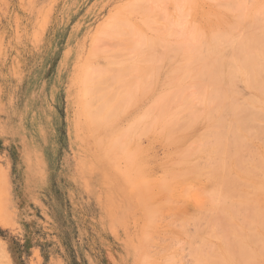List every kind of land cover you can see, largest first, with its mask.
<instances>
[{
  "label": "rangeland",
  "instance_id": "obj_1",
  "mask_svg": "<svg viewBox=\"0 0 264 264\" xmlns=\"http://www.w3.org/2000/svg\"><path fill=\"white\" fill-rule=\"evenodd\" d=\"M212 33L215 35L213 34L212 36ZM205 42L208 43L206 44ZM215 45L218 46V48H216ZM230 45L232 47H230ZM247 45H249V48ZM209 46H212L211 49ZM250 46L255 48L252 49ZM237 47L241 48L238 52L236 51L238 56L234 54V50H238ZM217 52L219 56L215 55ZM252 52L254 54H252L254 56L253 58L251 55ZM232 53L233 56L235 55L232 57L234 58L233 60L230 56V58L228 57V55H232ZM239 55L240 58L244 60H246L245 56L251 58L248 59L249 62L246 60L247 62L244 61V63H242L243 60H240ZM256 55L259 57V60L255 59L254 62ZM212 56H214V59ZM219 57H223L224 59L222 58V60H220ZM235 57L236 60L238 59L237 63L239 64L240 62L241 64H245L246 62L252 65H258L262 60L264 61V0H0V264H147L148 260L151 259L152 260L149 261L148 264H166L167 262H169V264H196L197 262V264H210L211 262L212 264H218L219 260L218 263L216 262L218 256L220 259L222 256L220 264L221 262H223L222 264H244L241 259L242 263H236L237 260L234 254H236L238 250H234V254L232 252L234 256L229 255L228 257V259H231L230 261L235 259V262H229L226 258L229 254L228 250H225L227 249L226 246H231L229 247V249H231L239 245L241 249L242 246L240 244L245 245L248 251H250L251 247L253 248H251V251L253 253L254 250V255L251 257L252 261L250 264H264V221H260L262 217L264 218V178L263 180L261 178L264 169L261 170V167L257 168L258 165H253L251 160L253 161L254 159L249 160L251 163H247V165L250 168L253 166V169L257 168L260 175H253L252 173L254 171L249 170L250 168L248 166L245 167V160L252 157L251 154L249 155L247 153L248 155H246L248 150L249 153H251L252 150L253 153L258 151L259 153L254 154H258L257 156L261 155L260 157H262V159L260 160H264V131H262L264 128V126H262L264 123L263 115L257 114L263 117L262 121H260L261 117H257L256 113H254L255 115L252 121L255 122L257 120L255 123L258 128L255 132L260 131L259 129L262 128L257 134L259 135L262 132L263 138L261 134L258 136L255 133H252V137L251 126L249 127V125L251 123V125L253 124V127H255V124L248 122L249 129L245 130L241 122H239L241 123L240 125L233 124V126H231V124L228 123V117L229 115L231 117L232 114L226 109L225 114L227 120H225V123L227 124L225 126L226 131L224 128L223 132H227L228 134L226 133V138L224 141L222 140L225 144L223 145L226 151L222 146L220 147L222 151L219 149L221 154L215 153V151L217 152L216 147V150H213V153H211L212 149L210 148L213 147L214 144H217V140L215 141V139H218V137H211L213 135H208L207 137L210 138L207 139L209 140L207 141V139H205V141L202 142L206 146L211 138H214V140H212L213 142L215 141V143L209 142V146L207 145L206 148L202 146V143L199 145L190 143L192 152L188 158V168L185 170H190L191 172L188 173L185 171L188 173H186V176L180 173V175H182L181 178L178 177L177 180L174 179V182H171L173 175H171L172 178L167 176L172 183L171 196L169 195L168 200L165 192L160 193L155 185L152 187L150 179L145 175L143 176L138 170H136L137 172H129V167H127L130 164L128 160H130L129 158L133 155L132 152H136L135 150L137 148L141 149H137L139 151L133 156L135 159L139 157L136 159L137 163H139L140 160L143 162L147 161L150 157L159 160L157 157L158 154V156L162 158L160 160L166 158L167 162L170 163L169 158L167 159L171 154L170 148L175 149L178 147V145L174 143V147L172 145L169 148L168 142H166V139L164 140L168 131H164V133L162 131L163 135L160 134V131L157 132L159 129L156 126L158 125L156 123V118L157 108L159 107L157 106V95L161 92H165L164 94H166L165 96L167 98L164 101V106L168 113H172L171 110L173 109L174 111L180 110L177 109V107L182 105L183 97H185L184 100H186L188 97L192 96L193 99H195L192 104L196 103L195 106L199 105L200 102L198 100L200 95V99L202 98V89L196 82L199 83L200 80L197 81L193 79L195 75H193V78L190 76L192 75V71L189 72L190 66L192 64V66H194V64L198 65L199 62L201 63V61L204 60V64L208 62L210 65L212 62L211 65H213V62L219 59L223 64H217V66H222L224 69L223 66L227 63H233L232 61L236 63ZM194 59L197 60L194 61ZM229 59L232 61L230 62ZM191 61L193 63H191ZM144 63L149 64V66L147 64L144 65ZM152 63L154 68H152ZM208 63L206 65H208ZM139 65L142 67H139ZM144 66H147V68ZM176 68L177 70L179 69V72L181 71L183 73L185 71V75L182 73L180 74L181 77L178 75L180 79L182 78V80H184V83L181 80L182 84L181 82L177 84L176 80L175 83L168 80L179 74ZM233 69L236 71V67H233ZM158 70H160L159 73H157ZM138 71H142L140 75ZM207 72L208 71H206V73ZM156 73L159 76L156 75ZM141 75L142 79L140 77ZM144 76H146V78H144ZM189 77L196 82L191 84L190 82L192 80L189 82ZM241 77L242 75L239 74L238 78L240 79H237L239 82L237 81L235 86L237 85L239 87V85H241V88L244 86L242 90L238 87H236V89H238L239 92H237V95L242 92V95H238V99L240 100L241 97H245L246 100L241 99V102L243 103L244 101L245 103L252 95L251 91L247 89L244 83L242 82L241 84ZM122 78H124V80H122ZM148 78L151 80L149 81ZM177 78H173L172 81ZM131 82L135 83L132 84ZM111 83H113L112 86ZM186 83H190V85L187 86L185 85ZM143 84H145L146 87ZM208 84L209 83H206L205 85L208 86ZM96 85L98 86L96 87ZM91 86H95L94 92L97 88L98 93L96 91V94H92L94 92L91 91ZM123 86L127 87L125 88ZM177 86L179 87L177 88ZM186 87L188 88L187 91L191 92L192 89L196 91L188 93L185 91ZM129 88L130 90H127ZM146 88H149V91ZM179 88L185 91V95L182 93L181 95L183 96L181 98L179 96L180 94L176 95L175 93L176 90H180ZM130 91L133 95H131ZM173 91L175 95L172 94ZM180 91L178 93H180ZM125 92H127L126 95L129 96V98L126 95V97H124ZM144 93H147V95H143ZM197 93H200V95ZM114 94L115 96H113ZM171 94L174 95L175 98L179 96L178 100H180H176ZM196 94L197 96L199 95L198 98ZM119 97L121 98L119 99ZM123 97L126 101H124ZM170 98L173 100L171 101ZM114 99L115 102L112 101ZM127 99L129 100L127 101ZM93 100L96 102L94 103ZM176 101L178 103L180 102V104L178 105ZM120 102H124L123 105H121ZM126 102L127 105H125ZM155 103L156 105L154 106ZM184 103L182 105L183 108L184 106L190 109L193 107L191 103H188L191 104L189 106L187 103ZM100 107L103 108V111L102 108L99 110ZM122 107H127L129 110L127 111V108L123 109ZM95 108L99 110L97 111L99 114L97 112L96 114L100 115L97 116V119H95ZM187 108L183 110H187ZM121 109H123V111L125 110V113L121 111ZM141 111L146 112V114H144V119L142 118L143 120L138 122L141 124L139 128L142 126L144 130L146 124L155 125L157 129L155 130V134L153 133L154 137L151 136L152 133L149 130H146V132L148 131L147 134L145 131L143 134H140V132H133L134 134L131 133L130 136H126L127 139L129 137L132 140L131 143V140L128 139V143V140H124L123 138V142L126 141L125 143H127L128 147L125 146V143L120 141L125 145L122 146L120 144L123 148H119V150L117 148L119 154L114 155L113 153L112 155V151L114 150L111 148L113 146L110 147V145H112V139H115V141L118 139V142L122 138L120 135L123 133V130L125 131L126 129L128 130L129 128L136 127L134 123L136 124L138 120L137 117L142 113ZM112 112L114 114H112ZM108 113L111 115L109 114L110 116H108ZM129 113L135 114L131 116L132 114ZM212 113L215 115V112H211L209 113L210 116ZM89 114H92L95 118H92ZM148 117H150V119ZM259 121L262 124H260ZM258 125L262 127L260 128ZM208 126L207 124L200 128L201 130L205 127L204 130L206 131H204V136L207 133L206 128ZM231 127H233L232 130ZM245 127H247V124ZM212 129L211 132L215 131L214 128ZM232 131H235V134H231L232 137H236V134L239 133V135L244 138L243 141L245 143L247 142L245 144L246 148L241 147L244 142L239 136L240 139L232 143L237 146L234 145L233 147L231 145L232 148L230 147L231 150L229 149L230 145H228L229 143L227 144V141L230 140L228 135ZM248 131H250V133ZM156 132L158 135L160 134L158 138L162 137V139L159 138L158 140L160 142L156 140L158 139ZM200 132V134H203L202 130ZM145 134L146 137L149 134L147 138ZM115 136L117 138H115ZM144 137L146 139L142 140ZM133 138H138L140 140L137 139L134 141ZM152 138L156 139L153 140ZM227 138L229 139L227 140ZM155 140L158 144H155ZM220 141H218L219 144ZM240 141L242 144L239 143ZM120 142L117 144L119 145ZM163 142H165L166 147L162 144ZM223 142H221V144ZM149 143L151 145L148 149ZM117 144L115 145L117 146ZM145 144L148 145V147ZM98 145L101 147L99 148ZM115 145L114 148L116 149ZM185 145L188 144L185 143ZM194 145H197V147L193 148ZM198 146L199 148L202 147L204 151L206 149L207 154L210 155L208 156L206 152L204 153L203 151L205 155L203 153L201 156L200 153L198 155V151H201ZM226 147L229 151H234L236 155L239 153L237 155L238 157L246 155L245 157L248 158L242 157L244 159L239 158L237 161V159H235L237 158L236 155L233 156L231 153V156L235 157L234 161L233 157H229V154H227L228 149ZM167 148H169V151L165 150ZM237 148L240 149L241 155L239 150L237 152ZM242 148L248 150L244 152ZM251 148L254 149L251 150ZM146 149L147 153L145 152ZM174 149L171 152L175 154V156L173 155L175 160L178 155V148L175 149L176 153ZM193 149H197L194 151L195 153ZM209 149L211 152H209ZM162 151H166L164 152L165 155ZM242 152L244 153L242 154ZM150 153L152 155L148 156ZM107 154L108 156H106ZM254 154L253 156H255ZM195 155L198 156L195 157ZM211 155L214 156V158ZM218 155H221L220 159H217ZM107 157H109V159ZM179 157L177 156L176 159V161L181 163L178 172L181 171L184 162V158L182 159V157ZM153 158L147 161L150 164L148 165V175L151 174L149 178L151 177L155 182H162L167 177L161 180L163 176H166V174L163 176L161 174L167 172H163L160 170L161 168L158 170V166H160V162L162 164L164 162L167 164V162L165 160L164 162L159 161V163H157L158 161H154L155 159ZM210 158L213 159L211 160ZM228 158L231 159L229 164L226 163L228 168L224 165V171L221 170V173L224 172V175H217L220 169L216 171L218 167V165L215 166L216 163L218 161V163H220L221 161L222 164H225V160L229 161ZM209 160L213 165L208 162ZM206 161L207 163H205ZM212 161L216 163L214 164ZM249 161L247 160L246 162ZM238 162H240V165H243L240 171L238 170L239 168H236ZM254 163H256V161ZM222 164L219 168H222ZM229 165L232 169L229 168ZM232 165L236 169H233ZM259 165H261V163H259ZM164 167L165 169H163ZM167 167L163 166L162 169L166 170ZM185 167L186 166L183 165V168ZM201 168L204 169L202 170ZM246 168L249 170L248 172ZM205 169H209L210 171H205ZM211 169L212 171L214 169L215 173L214 171L212 173ZM228 169L231 170L232 175L234 174L237 176H234L235 180L239 179L242 184L243 182H245V184L248 183V185H240V181H238L239 183L237 182L240 192H246L244 193L246 196L244 195L245 198L242 197L244 199H235L234 196L233 198L236 201H233V198H231L232 200H230V202L233 201L234 204L235 202L246 203V205H249V208H254V212L252 210L254 215H252L254 217L258 215L259 221H257L258 219L254 220L252 218L253 216L251 218L254 221H252V219L250 220L247 216L245 220L249 221H246L249 227L245 226V223L242 221L239 224L237 216L236 219L233 216L235 219L234 221L230 219V216H232L231 211L228 210L230 212L229 215L228 211L226 213L225 210L231 205L228 204L229 201L225 203L224 200L222 203H224L225 206L228 204V207L224 206L225 208L221 209V207H219L221 206L219 199H214L215 195L218 197L217 193L221 195V191H223L224 188V191H226L228 195L227 198H230V191L228 192L227 189L232 190L237 185L233 181L234 186L232 185L233 187H231L230 184L233 183H230L231 181L229 180L228 185L230 188L227 187V183L225 185L222 178H225L227 174L230 175V173H227ZM243 169L246 171H244L245 175L243 172L242 174L240 173ZM192 170L198 175H193L194 171L192 172ZM202 171H205V174H203L204 172L202 173L205 175L203 178L199 176ZM206 172L208 175H206ZM246 173H251L253 175L251 176L249 174L251 180L248 179L249 177L246 176ZM175 174L177 175V173ZM175 174L174 176L177 177L178 175L176 176ZM206 176L210 177L209 180ZM212 176L213 178H211ZM219 177L221 178L220 180H218ZM146 181L147 183H145ZM148 181L150 182L149 184ZM143 183L145 184L143 185ZM223 184L226 187H224ZM141 185L149 188L146 189L147 193H152L150 196L148 194L145 196L148 200L142 196L144 201L147 200L144 205V201L141 202V200H139L140 203H138V199L141 198V195H146L144 194L145 191L141 194L138 192L140 197H135L137 196L136 190L138 191L136 188ZM190 185H192V188ZM186 186H188L189 190ZM219 186L222 187V190L217 188ZM214 188L215 190H212ZM238 188L237 191L239 190ZM186 189L189 196L185 191ZM191 189L194 190L192 191ZM205 190L206 192L212 191V194L209 192L205 195ZM213 191L215 193H213ZM253 191H255V193ZM183 192L186 194L185 196L181 195ZM226 192H224L225 195ZM240 192L238 191V193ZM248 193L251 195L249 194L250 196L247 197ZM209 194L213 197H209ZM239 196L238 194L237 197ZM220 198L222 201L221 196ZM224 198L226 199V197ZM160 199V203L165 201L164 203L162 202L163 205L159 204V206H155ZM211 199L212 201L215 200V202L213 201L214 204H212L213 202ZM250 201L253 202L250 203ZM217 202H219V205ZM172 203L174 207L169 206ZM210 203L213 206L218 205L217 208L219 209H214L215 207L213 208ZM237 203L232 206H238ZM250 204L252 205L250 206ZM146 205H150V208L155 206L156 208H153L155 209V213L161 209L160 212H163L161 213L162 215L159 213L154 214L153 210L148 209L147 212H150V210L152 211L150 215H155L150 218L146 212ZM201 208H205V210ZM156 209L158 210L156 211ZM209 209L211 210L209 211ZM212 209H214L215 212L217 210L224 212L225 210L226 216L225 213L221 211L218 213H223L224 218L227 217L228 219L229 217V220H231L229 224L234 223V225L230 224L229 226L233 227L237 225V227H235V229L226 227L227 225L220 227L216 224H220L223 221L221 220L222 222H220L218 220L219 222L216 221V223H213V225H215L214 227L217 226L216 229H214V227L211 229L212 225L209 227L210 224L208 226L207 223L212 221H210L212 218V216L210 217ZM238 209H236L237 212H239ZM233 210L236 212L235 208ZM245 210H248V208ZM170 211L173 213L171 212L170 214ZM145 212L146 214L144 215ZM178 212L181 215L187 214V217L183 218V221L181 219L179 220L178 217L181 218V216L174 217L175 215H179ZM243 212L246 214L245 211ZM241 214L239 215L241 216ZM250 214L251 212L249 213V217ZM239 215L238 219L243 220L244 218H239ZM260 216L262 217L260 218ZM172 217H174V219ZM192 217H194V219ZM222 217L223 216H221L220 219ZM206 219L207 221L203 222V220ZM159 220L160 222H158ZM198 220L200 221L199 224ZM167 221L169 222L167 223ZM225 221L223 224H226ZM241 223H243L244 226H242ZM224 226L227 231L230 228L238 232H240V230H237V228L239 229V227L242 226V232L249 231L252 235L245 232L247 235L249 234V237H247L241 232L239 237L238 234L234 233L236 231H234V235L236 234L235 237L238 236L241 240H243L242 236L246 237L243 240L244 242L237 243L239 239H230V237L234 236L232 232L231 235L228 236L225 234L227 238L229 237V240L223 241L221 238H226L220 236L221 233L218 229L223 228L224 231L222 232H225L226 229ZM149 228H151V230ZM179 228L180 230H178ZM181 229H183V231ZM207 229L208 232H206ZM196 230L197 232L200 231L198 233L199 235L195 234ZM214 230H218V235L219 233L220 235L218 236L216 234L217 232H214ZM252 231H255L256 234ZM166 232L171 235L166 234ZM210 233L215 234H213L215 240L209 238L212 236ZM257 234L258 237L261 238H258V243L256 241L257 236H255ZM199 236L200 238H198ZM216 236L221 237L218 238L220 239L219 241ZM250 236L256 237L255 240H253L252 237L253 246H251L252 242H248L251 240L248 239ZM168 237L171 239H167ZM172 238L175 241H173ZM202 238L204 240H202ZM145 239L146 241L149 239V243L148 241L144 242ZM161 239H163L164 242H161ZM246 239H248V241ZM216 240L217 242L223 241V243L221 242L222 245H224L225 242L229 243V245L222 246L220 243H216ZM207 243L211 249H213V246H218L217 251L221 255H217L218 253H216V251L214 255L212 253L210 254ZM231 243H233V245ZM202 244H204L203 246L206 251L204 248L201 249L200 246H202ZM165 246H167V249ZM175 246L176 251L172 249V247L175 248ZM159 247L162 248V250ZM213 251L211 250V252ZM210 255H212V257ZM214 258L215 262L212 261ZM236 258H238L237 255ZM247 258L244 259L247 261ZM248 260L250 261V258H248ZM205 261L206 263H204ZM245 264L248 263L245 262Z\"/></svg>",
  "mask_w": 264,
  "mask_h": 264
},
{
  "label": "bare ground",
  "instance_id": "obj_2",
  "mask_svg": "<svg viewBox=\"0 0 264 264\" xmlns=\"http://www.w3.org/2000/svg\"><path fill=\"white\" fill-rule=\"evenodd\" d=\"M218 32H219V31H218ZM210 33H211V31H210ZM219 33H220V32H219ZM213 34H214V33H212V36H213ZM214 35H215V34H214ZM202 38H204V37H202ZM205 40H206V39H205ZM205 43H206V42H205ZM207 43H208V42H207ZM207 43H206V44H207ZM209 43H210V42H209ZM209 45H210V44H209ZM212 45H213V44H212ZM207 46H208V45H207ZM215 46H216V45H215ZM218 46H219V44H218ZM218 46H216V48H218ZM248 46H249V45H247V47H248ZM211 47H212V46H209L210 49H211ZM230 47H232V46L230 45ZM234 47H235V46H234ZM239 47H240V46H239ZM239 47H237L238 50H234V51H235V52H234L235 55H237L236 53L239 51V49H241V48H239ZM250 47H251V46H250ZM213 48H214V46H213ZM221 48H222V47H221ZM242 48H243V47H242ZM248 48H249V47H248ZM251 48H252V47H251ZM253 48H255V47H253ZM253 48H252V49H253ZM226 49H227V48H226ZM246 50H248V49H246ZM249 50H250V49H249ZM211 51H212V50H211ZM236 51H237V52H236ZM109 52H110V51H109ZM212 53H213V52H212ZM100 54H101V53H100ZM174 54H175V53H174ZM214 54H215V53H214ZM238 54H240V53H238ZM252 54H253V52L251 53V55H252ZM110 55H111V54H110ZM176 55H177V52H176ZM215 55H218V52H217V54H215ZM215 55H214V56H215ZM221 55H222V54H221ZM226 55H227V54H226ZM235 55H234V56H235ZM253 55H254V54H253ZM253 55H252V58L254 57ZM113 56H116V55H113ZM197 56H198V55H197ZM200 56H201V55H200ZM214 56H212L213 59H214ZM218 56H219V55H218ZM218 56H217V58H218ZM229 56H230L231 58L234 57V56H233V53H232V55H228V57H229ZM237 56H238V55H237ZM237 56H236V57H237ZM107 57H108V56H107ZM223 57H224V56H223ZM223 57H219L220 60H222ZM230 57H229V58H230ZM236 57H235V60H236ZM256 57H257V55H256ZM256 57L254 58V62H255V59L257 60V59L259 58V57H257V58H256ZM198 58H199V57H198ZM237 58H238V57H237ZM239 58H240V55H239ZM239 58H238V59H239ZM243 58H244V57H243ZM245 58H246V60L249 62L248 59H250L251 57L249 58V56H248V57L245 56ZM113 59H114V58H113ZM153 59H154V58H153ZM223 59H224V58H223ZM233 59H234V58H232V60H233ZM238 59L236 60V63H234L235 61H232V60L229 59V61H230V62L232 61L234 64H233V63H227L225 66H223L224 69H225V71H224V69L222 68V66H217V64H219V65H220V64H223V63H221L222 61L220 62L219 59H218V61H217V60L215 61V62H219V63H215V62H213V63H214L213 65H216V66L211 65L212 62H211L210 65H209L208 62H205V64H204L203 62H204L205 60L203 59L204 61H201V63H200L199 61H197V62L200 63V65H199V63H198V65H195V64H194V66H192V65H193V64H192V65L190 66V68L188 67V68H189V72L192 71V72H191L192 75H190V76H192V78H193V75H195L193 79H196L197 81L200 80V82L198 83V82H196V81H193V79H191L190 77H189L190 80H188V81L190 82V81L192 80V81L190 82L191 84L194 83V82H196V84H198V85L200 86V88L202 89V93H201V94H202V98H201V99H200V97H201L200 93H197V94L200 95V96L198 95V96H199V100H198V101L200 102L199 105H196V106H195V104H196L195 102H194L195 104H192L193 101H195V99H193L192 96H191V97H188L186 100H184L185 97H183L182 102H183V103L185 102L184 104L187 103L188 106L192 104L191 106H193V107H192L191 109H190L189 107L187 108V106H184V108H183V107H182L183 103H182V105L180 106V105H179L180 102L178 103V102L176 101V103H178V105H179L182 109L178 106L177 109H180L179 111H174V109H173V110H171L172 113H168L167 110H166V108H165V106H164V104H165L164 101H165V99L167 98V97L165 96L166 94H164L165 92H164V93L161 92L159 95H157V98H156V99H157V103H158L157 106H159V107L157 108V118H156L157 122H156V123H157L158 125H156V126L160 129V130L158 129L157 132L160 131V134L163 135V134H162V131H163V133H164V131H168V132L166 133L167 136L164 137V140L166 139V142H168L167 144H168L169 148H170L174 143L178 145V147H176L177 145L175 146L176 148H178V149H177V150H178V155H177V156H178V157H179V156L182 157V159L184 158L183 165L186 166L185 168H183V165H182V169H181V171L178 172L179 167L181 166V163H180L179 161H176L177 156H176V159H175V160H174L175 157L173 158V155L175 156V154H172L171 151H172L174 148H173V149L170 148V150H171L170 153H171V154H170L169 156L167 155L168 157L166 156L167 159L169 158V162H170V163L167 162L166 158L163 159V160H160V159H162V158H161L160 156H158L159 154H158V155L156 154L157 157L159 158V160H158L157 158L155 159V158H153V157H150L151 159H152V158L155 159L154 161L157 160V161H158V162L156 161L157 163H159V161H163V162H164V161L166 160L167 164H169V165H167V164L164 162L166 165H165L164 163H163V164H164V165H163V164L160 162L159 165H160V166L162 165V166H161V167L158 166V167H159L158 170L161 168L160 170H162L163 172H165V171L167 172V173H162V172H161V173H162V174H161L162 176L166 174V176H163V177L160 175V176L162 177V178L160 177L161 180H162L164 177H167V176H170V177H171V175H173V176H172L173 179L171 180V182H172L174 179L177 180L178 177L181 178V176H182L183 174H184V176H186L189 172H191L190 170H185V169L188 168V164H189V162H188V158H189V156H190V154H191V152H192V147L190 146V143H194V144L199 145V144H201L202 142H204L205 139L210 138V137H207L208 135H210V136L213 135V136H211V137H214V138H215V137H218V139L220 138L221 141H220V139H219V140H218V139H215V141L217 140V144H216L217 146H216V145L214 144L215 141L213 142L214 138H211V140H212V139H213V140H212V141L210 140L209 142H213L214 145L212 144L213 147L210 148V149H212V152L210 151V149H209V152L213 153V150L215 151L216 148H217V152H219V153H217L216 151H215V153H216V154H221V152H220V150H221L220 147H222V146H223L222 148H224V150L226 151V149H225V147H224L225 144H224V142H223L224 139L226 138L227 134H228L227 132H225V133L223 132L224 128H225V131H226V127H225V126H226V124H227V123H225V120H227V119H226L227 117H226V114H225V110H226V109H228V110L230 111V113L232 114L231 117H230V115H229V117H228V118H229L228 123L231 124V126H233V124H235V125H236V124L240 125V124L242 123L241 125H243L244 130H245V129H249V128H248V124H249L248 122H252V121H253V119H254V115H255L254 113H256V115H257V114H261V115H263V117H264V61L261 59V60H262V61H261L262 64H261V62L259 63V61H258V63H259V64L257 63L258 65H256V64H253V65H252V64L246 63L247 61L244 60V59H242V58H240V60H243L242 63H244V61H246V62H245V64H241V62H240V64H239V63H237V62H238ZM130 60H131V59H130ZM195 60H197V59H194V61H195ZM258 60H259V59H258ZM98 61H99V60H98ZM156 61H157V60H156ZM227 61H228V59H227ZM252 61H253V59H252ZM112 62H113V61H112ZM151 62H152V61H151ZM153 62H154V61H153ZM147 63H148V62H147ZM147 63H144V65L147 64ZM191 63H193V62L191 61ZM194 63H196V62H194ZM207 63H208V65H206ZM140 64H141V63H140ZM162 64H163V63H162ZM147 65L149 66V64H147ZM154 65H155V64H154ZM160 65H161V64H160ZM163 65H164V64H163ZM140 66H141V65H139V67H140ZM157 66H158V65H157ZM157 66H156V67H157ZM184 66H185V65H184ZM188 66H189V65H188ZM141 67H142V66H141ZM144 67L147 68V66H144ZM156 67H155V68H156ZM160 67H162V66H160ZM178 67H179V66H178ZM180 67H181V66H180ZM233 67H236V71L233 69ZM104 68H105V67H104ZM126 68H127V67H126ZM146 68H145V69H146ZM150 68H151V66H150ZM150 68H149V69H150ZM152 68H154V67H153V63H152ZM226 68H228V69H226ZM158 69H159V68H158ZM164 69H165V67H164ZM174 69H175V67H174ZM174 69H173V70H174ZM190 69H191V70H190ZM105 70H106V69H105ZM128 70H129V69H128ZM156 70H157V69H156ZM160 70H161V68H160ZM160 70H158L157 73H159ZM173 70H172V71H173ZM176 70H177V68H176ZM180 70H181V69H180ZM182 70H183V69H182ZM124 71H125V70H124ZM162 71H163V70H162ZM167 71H168V70H167ZM172 71H171V72H172ZM206 71L209 72V73L207 72L209 75L206 73ZM114 72H115V71H114ZM141 72H142V71H138V74L140 75ZM171 72H170V73H171ZM177 72H179V69L177 70ZM184 72H185V71H184ZM184 72L182 73V72L180 71L179 74H177V76H174L173 78H177L178 75L180 76L181 73L185 75ZM108 73H109V72H108ZM157 73H156V75H158ZM145 74H146V73H145ZM168 74H169V73H168ZM239 74L242 75V77H241V78H242V80H241V84H242V82H243L244 85L247 87V89L251 91V95H252L251 98L248 99V101H246L245 103H244V101H243V103L241 102V99L246 100L244 96H243L244 98H242V97L240 96L241 99H240V100L238 99V95H242V92H241V94H238V95H237L238 89H236V87H238V86H237V85L235 86V84H236L237 81H238L237 79H240V78H238V77H239ZM118 75H119V74H118ZM158 76H159V75H158ZM158 76H157V77H158ZM171 76H172V75H171ZM118 77H119V76H118ZM120 77H121V76H120ZM122 77H123V76H122ZM132 77H133V76H132ZM140 77H141V79H142V75H141ZM155 77H156V76H155ZM180 77H181V76H180ZM196 77H197V78H196ZM104 78H105V77H104ZM104 78H103V79H104ZM129 78H130V77H129ZM144 78H146V76H144ZM149 78H150V77H149ZM149 78H148V80H149ZM152 78H153V76H152ZM173 78H172V79H173ZM178 78H179V77H178ZM178 78H177V79H174L173 81H172V79H168V80H170L172 83H175V80H176V81H177L176 83H177V84H180L182 78H181V79L179 78L180 80H179ZM117 79H118V78H117ZM136 79H137V78H136ZM187 79H188V78H187ZM110 80H111V79H110ZM122 80H124V78H122ZM137 80H138V79H137ZM144 80H145V79H144ZM150 80H151V79H150ZM150 80H149V81H150ZM154 80H155V79H154ZM112 81H113V80H112ZM133 81H134V80H133ZM156 81H158V80H156ZM159 81H160V80H159ZM182 82L184 83V80H182ZM182 82H181V84H182ZM238 82H239V81H238ZM97 83H98V82H97ZM131 83H132V82H131ZM133 83H135V82H133ZM133 83H132V84H133ZM136 83H137V81H136ZM149 83H150V82H149ZM151 83H152V81H151ZM155 83H156V82H155ZM167 83H168V81H167ZM167 83H166V84H167ZM190 83H186L185 85L188 86V85H190ZM206 83H209V84H208L209 87H208L207 85H205ZM100 84H101V83H100ZM112 84H113V83H111V86H112ZM123 84H124V83H123ZM123 84H122V85H123ZM146 84H147V83H146ZM124 85H125V84H124ZM139 85H140V84H139ZM143 85L145 86V84H143ZM143 85H142V86H143ZM154 85H155V84H154ZM238 85H239V84H238ZM97 86H98V85H96V87H97ZM114 86H115V85H114ZM142 86H140V87H142ZM151 86H152V84H151ZM151 86H150V87H151ZM155 86H156V85H155ZM201 86H202V87H201ZM91 87H92V88H91V91L94 92V90H95V86H94V87L91 86ZM118 87H119V86H118ZM123 87H125V86H123ZM126 87H127V86H126ZM126 87H125V88H126ZM145 87H146V86H145ZM150 87H149V88H150ZM178 87H179V86H177V88H178ZM243 87H244V86H243ZM243 87H242V88H243ZM133 88H134V86H133ZM133 88H132V89H133ZM138 88H139V87H138ZM149 88H148V89H149ZM175 88H176V87H175ZM238 88H240V89L242 90L241 85H239ZM118 89H120V88H118ZM132 89H131V90H132ZM146 89H147V88H146ZM148 89H147V90H148ZM150 89H151V88H150ZM160 89H161V88H160ZM179 89H180V88H179ZM187 89H188V88L186 87V88H185V91H187ZM191 89H192V88H191ZM191 89H189V90H191ZM201 89H200V90H201ZM97 90H98V89L96 88V91H97ZM127 90H130V88L127 89ZM143 90H144V87H143ZM180 90H182V88H181ZM180 90H179V91H180ZM236 90H237V91H236ZM88 91H89L90 93H92L90 90H88ZM88 91H87V92H88ZM96 91H95V92H96ZM100 91H101V90H100ZM100 91H99V92H100ZM123 91H124V90H123ZM137 91H138V89H137ZM148 91H149V90H148ZM179 91L176 90L175 93H176V95H177V94H178V95L180 94L179 96H180V98H181L183 95H185V91L182 90L183 92L180 91V93H178ZM192 91H196V90H193V89H192ZM192 91H191V92H192ZM81 92H82V91H81ZM95 92L92 93V94H96ZM120 92H121V90H120ZM143 92H144V91H143ZM167 92H168V91H167ZM187 92L189 93L190 91H187ZM191 92H190V93H191ZM200 92H201V91H200ZM97 93H98V91H97ZM126 93H127V92H125L124 97L127 96ZM130 93H131V91H130ZM130 93H129V94H130ZM141 93H142V92H141ZM175 93H174V91H173L172 94L175 95ZM182 93H183V95H181ZM238 93H239V92H238ZM92 94H91V95H92ZM106 94H107V93H106ZM106 94H104V95H106ZM118 94H119V93H118ZM120 94H121V93H120ZM135 94H136V93H135ZM139 94H140V93H139ZM153 94H154V93H153ZM167 94H168V93H167ZM172 94H171V96H174V95H172ZM197 94H196V96H197ZM100 95H101V94H100ZM111 95H112V91H111ZM125 95H126V96H125ZM131 95H133V94L131 93ZM143 95H147V93H146V94L144 93ZM107 96H108V95H107ZM113 96H115V94H114ZM113 96H112V98H113ZM121 96H122V95H121ZM171 96H170V97H171ZM179 96H178V97H179ZM198 96H197V98H198ZM86 97H87V95H86ZM110 97H111V96H110ZM124 97H123V98H124ZM127 97L129 98V96H127ZM135 97H136V96H135ZM135 97H134V98H135ZM139 97H140V96H139ZM176 97H177V96H176ZM178 97L175 98V96H174V98H175L176 100H178ZM91 98H92V97H91ZM94 98H95V97H94ZM99 98H100V96H99ZM120 98H121V97H119V99H120ZM132 98H133V97H132ZM132 98H131V99H132ZM141 98H144V97H141ZM145 98H146V97H145ZM172 98H173V97H172ZM172 98H170L171 101L173 100ZM100 99H101V98H100ZM107 99H109V98H107ZM175 99H174V100H175ZM109 100H110V99H109ZM109 100H108V101H109ZM117 100H118V97H117ZM122 100H123V99H122ZM128 100H129V99H127V101H128ZM151 100H152V99H151ZM170 100H169V101H170ZM179 100H180V99H179ZM179 100H178V101H179ZM183 100H184V101H183ZM93 101H94V100H93ZM112 101L115 102V99L112 100ZM112 101H110V102H112ZM119 101H120V100H119ZM124 101H126L125 98H124ZM134 101H135V100H134ZM169 101H168V102H169ZM87 102H89V101H87ZM95 102H96V101H94V103H95ZM129 102H130V101H129ZM163 102H164V103H163ZM91 103H93V102H91ZM116 103H118V102H116ZM120 103H121V102H120ZM123 103H124V102H123ZM123 103H121V105H123ZM169 103H170V102H169ZM174 103H175V101H174ZM188 103H191V104H188ZM107 104H108V103H107ZM152 104H153V103H152ZM114 105H115V104H114ZM121 105H120V107H121ZM125 105H127V102H126ZM155 105H156V103L154 104V106H155ZM166 105H167V104H166ZM91 106H92V104H91ZM91 106H90V107H91ZM100 106H101V105H100ZM138 106H139V105H138ZM174 106H175V105H174ZM174 106H172V107H174ZM191 106H190V107H191ZM96 107H97V106H96ZM102 107H103V105H102ZM102 107H100L99 110H101ZM167 107H168V106H167ZM172 107H171V108H172ZM86 108H87V107H86ZM118 108H119V107H118ZM122 108H123V107H122ZM126 108H127V107H126ZM126 108L124 107L123 109H126ZM153 108H155V107H153ZM185 108H187V110H183V109H185ZM212 108H213V109H212ZM91 109H94V108H91ZM95 109H96V108H95ZM116 109H117V108H116ZM123 109H121V111H123ZM140 109H141V108H140ZM144 109H145V108H144ZM151 109H152V108H151ZM158 109H159V113H158ZM214 109H215L216 111H215ZM99 110H98V109L95 110L96 118H95V116H93L94 113H93V115H92V114H91V115L89 114V116H91L92 118L94 117L95 119H97V116H100V115H97L96 112L99 111ZM112 110H113V108H112ZM128 110H129V108H127V111H128ZM90 111H91V110H90ZM90 111H88V112H90ZM102 111H103V108H102ZM114 111H115V110H114ZM124 111H125V110H124ZM124 111H123V112H124ZM127 111H126V112H127ZM139 111H140V110H139ZM147 111H148V110H147ZM92 112H93V111H92ZM141 112H142V111H141ZM141 112H139V113H141ZM143 112H144V111H143ZM143 112L141 113V115H139V117H137L138 120H137L136 124L134 123V125H136V127L132 126V127H134V128H129L128 130L126 129L125 131L123 130V133L120 135L122 138H121V139L119 138L120 140H119L118 142H120V141L123 142V138H124V140L127 139L126 136H130L131 133L134 134L133 132H135V133H136V132H140V134H143V132L145 131V133L147 134L148 131L146 132V130H149V131L152 133V135H151V133H150V135L154 137L155 130L157 129V127H156L155 125H153V124H149V125L146 124L145 126L143 125V126H144V130L142 129V128H143L142 126L140 127L141 129L139 128V126H140L141 124L138 123V122H141V121L144 119V114H146V112H144V113H143ZM174 112H175V113H174ZM211 112H215V113H214L215 115H213V113L211 114L212 117H211L210 114H209V113H211ZM239 112H240V113H239ZM97 113H98V112H97ZM124 113H125V112H124ZM132 113H133V112H132ZM132 113H129V114H132ZM184 113H186V114H184ZM226 113H227V112H226ZM87 114H88V113H87ZM98 114H99V113H98ZM109 114H110V113H108V116L111 115V114H110V115H109ZM112 114H114V113L112 112ZM134 114H135V113H134ZM134 114H132L131 116H133ZM137 114H138V113H137ZM119 115H120V114H119ZM87 116H88V115H87ZM101 116H102V115H101ZM105 116H106V115H105ZM103 117H104V115H103ZM116 117H117V116H116ZM129 117H130V116H129ZM255 117H256V116H255ZM257 117H259V118L261 117V118H260L261 120H260L259 118H258V119H259L260 121H262V118H263L262 116H258V115H257ZM257 117H256V118H257ZM114 118H115V117H114ZM117 118H118V117H117ZM137 118H136V119H137ZM142 118H143V119H142ZM148 118L150 119V117H148ZM148 118H147V119H148ZM256 118H255V120H256ZM95 119H93V120H95ZM115 119H116V118H115ZM129 119H130V118H129ZM129 119H128V120H129ZM136 119H134V120H136ZM147 119H146V120H147ZM126 120H127V119H126ZM154 120H155V119H154ZM263 120H264V119H263ZM256 121H257V120H256ZM256 121H255V122H256ZM260 121H259V123H260ZM131 122H132V121H131ZM134 122H135V121H134ZM154 122H155V121H154ZM237 122H238V123H237ZM239 122H241V123H239ZM255 122H252V123L255 124V127H253L254 125H253V124L251 125V123H250V125H249V127L251 126V131H252V132H251V136H252V137H253V134H254V133L257 134V132H260L261 129H262L261 127L264 126V123H263L262 126L258 125V126H260L261 129H259L260 131L255 132L256 129L258 128V127L256 126V123H255ZM263 122H264V121H263ZM120 123H121V121H120ZM128 123H129V122H128ZM147 123H148V122H147ZM156 123H155V124H156ZM224 123H225V124H224ZM257 123H258V122H257ZM129 124H130V123H129ZM131 124H132V123H131ZM207 124H208L209 126L206 128V129H207V133H206L205 136H204V131H206V130H204L205 127L201 129L203 134H200V133H201V132H200V131H201L200 128H201L203 125H207ZM244 124H245V125L247 124V127H245ZM260 124H262V123H260ZM91 125H92V124H91ZM113 125H114V124H113ZM227 126H230V125H227ZM125 127H126V126H125ZM123 128H124V127H123ZM210 128H211V129H210ZM212 128H214L215 131L211 132V130H213ZM228 128H229V127H228ZM232 128H233V127H231V130H232ZM252 128H253V129H252ZM254 128H255V130H254ZM229 129H230V128H229ZM234 129H235V128H234ZM216 130H217V131H216ZM235 130H236V129H235ZM128 131H130V132H128ZM152 131H154V132H152ZM253 131H254V132H253ZM262 131H264V128H263ZM125 132H126V135H125ZM127 132H128V133H127ZM157 132H156V135H157V138H158V136H160V134L158 135ZM237 132H238V131H237ZM248 132L250 133V131H248ZM153 133H154V134H153ZM226 133H227V134H226ZM233 133L235 134V131H234V132H233V131L230 132L229 135H228V137L230 138V140H228L229 138H227V140H228V141H227V144L229 143L228 145H230V146H229V149H230V147L232 148V146L234 147V145H236V144H232V143H235L236 140H237V139H240V137H241V136L239 135V133L236 134L238 137H237L236 135H235L236 137H232L231 134H233ZM252 133H253V134H252ZM140 134H139V135H140ZM146 134H145V137H146ZM260 134L262 135V132H261ZM260 134H259V135H260ZM108 135H109V134H108ZM108 135H107V136H108ZM123 135H124V137H123ZM148 135H149V134H148ZM148 135H147V137H148ZM156 135H155V136H156ZM215 135H216V136H215ZM230 135H231L232 138L230 137ZM257 135H258V134H257ZM259 135H258V136H259ZM105 136H106V135H105ZM233 136H234V135H233ZM239 136H240V137H239ZM243 136H244V135H243ZM249 136H250V135H249ZM249 136H248V137H249ZM251 136H250V137H251ZM258 136H257V137H258ZM145 137L142 138V140L147 138V137H146V138H145ZM115 138H117V137L115 136ZM159 138L162 139V137H159ZM159 138H158V139L154 138V139H156V140L158 141ZM254 138H255V137H254ZM258 138H259V137H258ZM262 138H263V135H262ZM128 139L131 140L129 137H128ZM128 139H127V140H128ZM133 139H134V138H133ZM137 139H138V138H137ZM137 139H134V141H136ZM152 139H153V138H152ZM154 139H153V140H154ZM234 139H235V140H234ZM241 139H242V141H243L244 138L241 137ZM97 140H98V139H97ZM109 140H110V139H109ZM117 140H118V139H117ZM117 140L115 141V139H114V140L112 139V145H110V147L113 146V147H111V148L114 149V150L112 149V150H113V151H112V155H113V153H114V155H118V154H119V151H118V150H119V148H123V147H122L123 145L126 144L125 146L128 147V146H127V143H125L126 141L123 142V143H125V144H122V143L120 142L119 145H118V144H117V143H118ZM129 140H128V143H129ZM138 140H140V139H138ZM156 140H155V144H158V143H156V142H157ZM208 140H209V139H207V141H208ZM222 140H223V141H222ZM245 140H246V139H245ZM254 140H255V139H254ZM105 141H107V140H105ZM105 141H104V142H105ZM113 141H115V142H113ZM151 141H152V140H151ZM151 141H150V142H151ZM161 141H162V140H161ZM207 141H206V142H207ZM218 141H220V144H221V142H223V143L220 145ZM230 141H231V142H230ZM232 141H233V142H232ZM238 141H239V140H238ZM97 142H98V141H97ZM116 142H117V143H116ZM131 142H132V140L130 141V143H131ZM145 142H146V140H145ZM148 142H149V141H148ZM158 142H160V141H158ZM199 142H200V143H199ZM206 142H205V144H206ZM209 142H208V143H209ZM243 142H244V141H243ZM98 143H99V142H98ZM113 143H114V145L117 144V146L115 145V146H116V149L114 148ZM185 143H187L188 145H185ZM208 143L206 144V146L202 143V144H203L202 146H203V147L205 146V148H206L207 145L209 146ZM239 143H241V141H240ZM246 143H247V142H246ZM246 143H245V142L243 143L244 146H243V144L241 143L242 146H241V144H240V146H241V147H245V144H246ZM94 144H95V143H94ZM120 144H121L122 146H121ZM146 144H147V142H146ZM146 144H145V145H146ZM162 144L165 145V142H163ZM223 144H224V145H223ZM227 144H226V146H227ZM249 144H250V142H249ZM150 145H151L150 143H149V147H148V145H146V146L148 147V149L150 148ZM197 145H194L193 148H196ZM231 145H232V146H231ZM251 145H253V144H251ZM120 146H121V147H120ZM125 146H124V147H125ZM161 146H163V145H161ZM168 146H167V147H168ZM210 146H211V145H210ZM218 146H219V147H218ZM236 146H237V145H236ZM240 146H238V147L241 148ZM247 146H248V145H247ZM98 147H99V145H98ZM100 147H101V146H100ZM100 147H99V148H100ZM139 147H140V146H139ZM165 147H166V145H165ZM165 147H164V148H165ZM173 147H174V145H173ZM215 147H216V148H215ZM249 147H250V146H249ZM252 147H254V146H252ZM111 148H110V149H111ZM117 148H118V150H117ZM169 148H167V149H165V150L167 151ZM176 148H175V149H176ZM198 148H199V146H198ZM205 148H204V149H205ZM226 148H227V147H226ZM235 148H236V147H235ZM239 148L236 149L237 152H238V150L240 151ZM245 148H246V147H245ZM255 148H256V147H255ZM128 149H129V148H128ZM135 149H136V148H135ZM135 149H134V150H135ZM137 149H139V148H137ZM137 149L135 150L136 152H134V151L132 152V153H133L132 156H131L132 153L130 154V156H131V157L129 156V157H130V158H129L130 160L127 159V156H128V152H127L126 159L130 162V164L127 166V167H129V168H128V171H129V172H134V171H136V170L140 171L141 174H143V176L145 175L148 179L151 180V185H152V187H153V185H155V187L158 189V191H159L160 193L165 192V193L167 194V200H168V197H169V195L171 194V191H172V183L170 182V179H168V177H167V178L164 179V181H162V182H157V181L155 182V180L151 179V177L149 178V176H150L151 174L148 175V171H149V170H148V169H149V168H148V165H150V164H149V162H147V161H148V159H150V158H148L147 161H144V162H143L142 160H140L139 163H137L136 159H138L139 157L136 158V159L133 157L134 155L137 154V151L141 150V149H139V150H137ZM153 149H154V147H153ZM156 149H157V148H156ZM175 149H174V150H175ZM199 149L201 150V151H198V155H199V153H200V156H201V154H202L203 152H204V153L206 152V149H205V151H204V150L202 149V147L199 148ZM219 149H220V150H219ZM227 149H228V148H227ZM229 149H228V152H227V154H229V157H230L232 154H233V156L236 155V153H235L234 151L231 152V151H229ZM243 149H244V148H242V150H243ZM252 149H254V148H251V150H252ZM125 150H126V149H125ZM125 150H124V151H125ZM150 150H152V149H150ZM150 150H149V151H150ZM157 150H158V149H157ZM162 150H163V149H162ZM195 150H197V149H193V152H194ZM230 150H231V149H230ZM233 150H234V149H233ZM247 150H248V149H247ZM247 150L244 149L243 151L246 152ZM117 151H118V152H117ZM122 151H123V150H122ZM143 151H144V150H143ZM166 151H164V152H166ZM168 151H169V150H168ZM202 151H203V152H202ZM221 151H222V150H221ZM120 152H121V151H120ZM145 152L147 153V149L145 150ZM145 152H144V154H145ZM156 152H157V151H156ZM162 152H163V151H162ZM164 152H163V154H164ZM174 152L176 153V150H175ZM174 152H173V153H174ZM244 152H242V154H243ZM124 153H125V152H124ZM135 153H136V154H135ZM152 153H153V152H152ZM167 153H168V152H167ZM194 153H195V152H194ZM196 153H197V152H196ZM204 153H203V154H204ZM215 153H214V154H215ZM222 153H223V152H222ZM231 153H232V154H231ZM234 153H235V154H234ZM247 153H248L249 155L251 154L252 157H251V158L245 157L246 155H248ZM252 153H253V150L251 151V153H249V150H248V152H246V155L243 156V155H241V151H240V155H241V157H238V156H237L239 153L236 155L237 158H235V157H233V156H231V157H233V160H234V158L237 159V161H238L239 158H241V159L248 158V159L245 160V163H246V164H245V165H246L245 167L248 166L247 163H251V162H252L253 165H254V164H255V165H258L257 168L261 167L260 169L263 170V169H264V166H263V165H264V164H263V163H264V162H263L264 160H263V161L260 160V159H262V157H260L261 155L257 156L258 154H257V155L254 154V153H259L258 151L253 153L255 156H253ZM122 154H123V153H122ZM144 154H143V155H144ZM206 154H207V152H206ZM123 155H124V154H123ZM125 155H126V153H125ZM146 155H147V154H146ZM150 155H152V154L150 153L148 156H150ZM153 155H154V154H153ZM156 155H155V157H156ZM164 155H165V154H164ZM198 155H195V157H197ZM204 155H205V154H204ZM204 155H203V156H204ZM207 155H208V154H207ZM207 155H206V156H207ZM209 155H210V154H209ZM209 155H208V156H209ZM223 155H224V154H223ZM106 156H108V154H107ZM148 156H145V157H148ZM161 156H163V155H161ZM203 156H202V157H203ZM206 156H205V157H206ZM211 156H212V155H211ZM220 156H221V155H218V158H217V159H220ZM256 156H257V157H256ZM164 157H165V156H164ZM180 157H179V158H180ZM212 157L214 158V156H212ZM242 157H244V158H242ZM107 158L109 159V157H107ZM200 158H201V157H200ZM213 158H212V159H213ZM215 158H216V156H215ZM223 158H225V157H223ZM255 158H257V159H255ZM210 159H211V158H210ZM212 159H211V160H212ZM228 159H229V161H228V160H225V164H222V162L220 161V163L223 165L222 168H219V167L221 166V164L218 163L219 161L217 162L218 164H217L216 162H214V161H216V160L212 161L214 164L216 163L215 166L218 165L216 171H219V169H220V172L217 173V175H219V174H223V173H224V172L221 173V170L224 171V170H223V169H225V168H223L224 165H226V163H227V164L230 163V160H231V159H230V158H228ZM251 159H254V160L252 161ZM111 160H112V159H111ZM111 160H110V161H111ZM180 160H181V159H180ZM197 160H198V159H197ZM202 160H203V159H202ZM247 160H248V161L251 160V162H250V161H249V162H246ZM234 161H235V160H234ZM239 161H240V160H239ZM255 161H256V163H254ZM260 161H261V162H260ZM111 162H112V161H111ZM129 162H128V163H129ZM208 162H210V160H209ZM223 162H224V161H223ZM122 163H123V162H122ZM150 163H151V162H150ZM203 163H204V162H203ZM205 163H207V161H206ZM210 163H211V162H210ZM231 163H232V162H231ZM257 163H258V164H257ZM259 163H261V165H259ZM154 164H155V162H154ZM211 164H212V163H211ZM219 164H220V166H219ZM234 164H235V163H234ZM234 164H233V165H234ZM241 164H242V162H241ZM155 165H156V164H155ZM201 165H202V164H201ZM209 165H210V164H209ZM212 165H213V164H212ZM233 165H232V167H233ZM238 165H239V167H238ZM238 165H237L236 168H239L238 170L240 171V168H241L243 165H240V162H238ZM153 166H154V165H153ZM163 166H166V167L168 166V167L166 168V170H163V169H165V167L162 169ZM206 166H207V165H206ZM215 166H213V167H215ZM235 166H236V165H235ZM137 167H138V168H137ZM149 167H150V166H149ZM151 167H152V165H151ZM151 167H150V168H151ZM201 167H202V166H201ZM225 167L228 168L227 165H226ZM248 167H249V166H248ZM136 168H137V169H136ZM205 168H206V167H205ZM209 168H210V166H209ZM229 168L232 169V168L230 167V165H229ZM236 168L233 167V169H236ZM249 168H250V167H249ZM257 168H256V169L254 168V169L257 170ZM151 169H152V168H151ZM190 169H191V168H190ZM192 169H193V168H192ZM201 169L203 170L204 168H201ZM215 169H216V168H215ZM230 169H228V172L226 171L227 173H230V175L227 174V175H226L227 178H226V177H225V178H222V179L224 180L225 185H226V183H227V185L229 184L228 180L231 181L230 183H233V181H234V183H236V184H237L238 181H240L239 179H236V180H235V177H237V176L234 175V174L232 175ZM246 169H247V168H246ZM254 169H253V166H251V168H250L249 170H253V171L255 172V173H254L253 171H251V172H253V173H252L253 175H254V174H259V175H260V173L258 172V170L255 171ZM154 170H155V169H154ZM198 170H199V169H198ZM198 170H197V172H198ZM206 170H207V169H205V171H206ZM208 170H209V169H208ZM208 170H207V171H208ZM229 170H230V171H229ZM238 170H236V171H238ZM249 170L247 169L246 171L248 172ZM185 171H187L188 173L185 172ZM193 171H194V170H192V172H193ZM199 171H200V170H199ZM205 171H202V172H201V175H199V176H200V177L202 176V178L205 177V175H203V174H205ZM209 171H210V170H209ZM211 171H212V169H211ZM213 171H214V173H215V170H214V169H213ZM213 171H212V173H213ZM244 171H245V169H243V171L241 170L240 173L242 174V172H243V174H244V173L246 172V171H245V172H244ZM136 172H137V171H136ZM151 172H152V171H151ZM154 172H155V171H154ZM203 172H204V173H203ZM226 172H225V173H226ZM152 173H153V172H152ZM175 173H177L178 176H177ZM180 173H181V174L183 173V174L180 175ZM186 173H187V174H186ZM198 173H199V172H198ZM202 173H203V174H202ZM206 173H207V172H206ZM263 173H264V172H263ZM263 173L261 174V175H262V177H261L262 180H263V178H264V174H263ZM174 174H175L177 177H175ZM194 174H195V176L198 175L197 173H195V171L193 172V175H194ZM249 174H250L251 176H253L251 173H249ZM249 174L246 173V176L249 177ZM206 175H208V173H207ZM215 175H216V174H215ZM223 175H224V174H223ZM244 175H245V174H244ZM138 176H139V174H138ZM209 176H211V175H209ZM219 176H220V175H219ZM231 176H232L234 179H233ZM234 176H235V177H234ZM239 176H240V174H239ZM139 177H140V176H139ZM172 177H171V178H172ZM190 177H191V174H190ZM197 177H198V176H197ZM206 177H208V176H206ZM221 177H222V175H221ZM223 177H224V176H223ZM230 177H231V178H230ZM242 177H243V176H242ZM158 178H159V177H158ZM209 178H210V177H208V180H209ZM211 178H213V176H212ZM253 178H255V177H253ZM256 178H257V177H256ZM134 179H135V178H134ZM134 179H133V180H134ZM197 179H198V178H197ZM206 179H207V178H206ZM220 179H221V178L219 177L218 180H220ZM225 179H226V181H225ZM230 179H232V180H230ZM248 179L251 180L250 177H249ZM133 180H132V181H133ZM157 180H158V179H157ZM183 181H184V180H183ZM205 181H206V180H205ZM130 182H131V181H130ZM173 182H174V181H173ZM207 182H208V181H207ZM222 182H223V181H222ZM254 182H255V181H254ZM132 183H133V182H132ZM132 183H131V184H132ZM145 183H147V181H146ZM145 183H143V185H144ZM149 183H150V182L148 181V184H149ZM192 183H193V182H192ZM209 183H211V182H209ZM234 183H233V184H230V186L233 187V186H234ZM238 183H239V182H238ZM141 184H142V183H141ZM221 184H222V183H221ZM236 184H235V185H236ZM241 184H242V182L240 181V185H241ZM243 184H245V182H243ZM243 184H242V185H243ZM132 185H133V184H132ZM139 185H140V184H139ZM143 185L138 186V187L136 188V189H138V191L136 190V192H137V196H135V194H134V196L138 198V197H140V196H139V193L141 194V193H143V192L145 191L144 194H146V195H141V198L138 199V201L141 200V202L144 201V200L142 199V196L145 197V196H147V194H148L149 196H150V194H152V193H147L146 189H149V188H147L146 186L143 187ZM215 185H216V184H215ZM232 185H233V186H232ZM245 185H248V183L245 184ZM190 186H191V188H192V185H190ZM223 186H224V184H223ZM230 186L228 185L227 187L230 188ZM250 186H251V183H250ZM213 187H214V186H213ZM213 187H212V188H213ZM215 187H216V186H215ZM224 187H226V186H224ZM224 187H223V188H224ZM236 187L238 188V187H239V184H237ZM236 187H235V188H236ZM243 187H245V186H243ZM246 187H247V186H246ZM261 187H262V186H261ZM134 188H135V187H134ZM186 188L188 189V186H186ZM189 188H190V187H189ZM196 188H197V187H196ZM196 188H195V190H196ZM217 188H218V189L220 188V189L222 190V187H220V186L217 187ZM217 188H216V189H217ZM235 188L232 189L233 191L227 189L228 192L230 191V192H229V196H230V198H229V197L227 198L228 195H227V192L224 191V190H225V188H224L223 191L220 190V191H221V195H220L219 193H217V194H218V197L215 195V196H214V199H215V200H216V198L219 199V202H221V203H220L221 206H219V207H221V209H224L225 207H228V204H229V205L231 204L230 206H231V207H234L236 212H234V210H233L234 208H231L230 206H229V207H230L231 209H230L229 207H228V209H225V210H226V213H227L228 210L231 211L232 216H230V219H231V220L233 219V221H234V220L236 219V216H237V220L239 221L238 223L240 224V222L242 221V222L245 223V226H247V222H249V221H247V220H245V219L249 218V219L251 220V219L253 218V219L255 220V219H258L259 216L255 214V215L257 216V218H256V216L254 217V216H253V215H254V213H253V212H254V210H253L254 208H253V209H252V207L249 208V205H246V203H239V202L237 203V202H235V204H234L233 201H234L235 199H237V198H239V199H244L245 196H246V195L244 194V193H246V192L241 193V192H240V188H238V189H239L238 191L240 192V193H238L237 188H236V189H235ZM251 188H253V187H251ZM251 188H250V189H251ZM262 188H263V187H262ZM184 189H185V188H184ZM187 189H186L185 191H186L187 194H188ZM200 189H201V188H200ZM204 189H205V188H204ZM234 189H235V190H234ZM257 189H258V188H257ZM259 189H260V188H259ZM188 190H189V189H188ZM191 190L193 191L194 189H191ZM212 190H215V188L212 189ZM254 190H255V189H254ZM261 190H262V189H261ZM203 191H204V190H203ZM231 191H232V192H231ZM234 191H236L237 193L234 192ZM263 191H264V190H263ZM138 192H139V193H138ZM148 192H149V191H148ZM190 192H191V191H190ZM196 192H197V191H196ZM209 192H210V191H209ZM209 192H206V190H205V195H206V193H209ZM211 192H212V191H211ZM211 192H210V193H211ZM218 192H219V190H218ZM224 192H226V195H225ZM253 192L255 193V191H253ZM253 192H252V193H253ZM261 192H262V191H261ZM173 193H174V192H173ZM181 193H182V192H181ZM213 193H215V192L213 191ZM222 193H223L224 195H223ZM231 193H232V194H231ZM254 193H253V195H254ZM153 194H154V193H153ZM198 194H199V193H198ZM211 194H212V193H211ZM211 194H209V197H213V196H210ZM230 194H231L232 196H231ZM233 194H234V195H233ZM236 194H237V195H236ZM238 194L240 195L239 197H237ZM249 194H250V193L247 194V197L251 195V194H250V195H249ZM160 195H161V194H160ZM181 195H182V196H185L186 194L183 192V194H181ZM194 195H195V194H194ZM203 195H204V193H203ZM205 195H204V197H205ZM213 195H214V194H213ZM222 195H223V196H222ZM242 195H243V196H242ZM244 195H245V196H244ZM170 196H171V195H170ZM188 196H189V194H188ZM188 196H186V197H188ZM220 196L222 197V201H221ZM234 196H235V199L233 198ZM186 197H185V198H186ZM207 197H208V196H207ZM209 197H208V199H209ZM224 197H226L227 200H226ZM242 197H244V198H242ZM145 198H146V197H145ZM145 198H144V199H145ZM223 198H224V199H223ZM231 198H233V201H232V202H230V200H232ZM146 199H147V198H146ZM187 199H188V198H187ZM189 199H190V198H189ZM239 199H238V200H239ZM132 200H133V199H132ZM134 200H135V199H134ZM147 200H148V199H147ZM147 200L143 202V205L145 204V202H147ZM167 200H166V201H167ZM178 200H180V199H178ZM215 200H213V201L215 202ZM224 200H225V201H224ZM154 201H155V200H154ZM158 201H159V202L155 201V202L158 203V204H155V206H156V205L159 206V204L163 205V204H162L163 201L160 203L161 199L158 200ZM184 201H185V200H184ZM211 201H212V199H211ZM211 201H209V202H211ZM213 201H212V202H213ZM217 201H218V200H217ZM223 201H224L225 203H226V202L228 203V201H229V203L226 204V206H225L224 203H222ZM235 201H236V200H235ZM245 201H247V200H245ZM253 201H254V200H253ZM253 201H250V203L253 202ZM164 202H165V201H164ZM164 202H163V203H164ZM168 202H173V201H168ZM174 202H175V201H174ZM179 202H181V201H179ZM214 202H213L212 204H214ZM219 202H217L218 205H219ZM138 203H140V201H139ZM166 203H167V202H166ZM176 203H177V202H176ZM181 203H182V202H181ZM205 203H206V202H205ZM236 203H237L238 206H232V205H236ZM254 203H255V201H254ZM177 204H178V203H177ZM192 204H193V203H192ZM207 204H208V203H207ZM210 204H211V203H210ZM210 204H209V205H210ZM212 204H211V206H212L213 208L215 207L214 209H216V208L218 207V205H217V206H213ZM215 204H216V203H215ZM241 204H242V205H241ZM247 204H248V203H247ZM256 204H257V203H256ZM161 205H160V206H161ZM166 205H167V204H166ZM168 205H169V204H168ZM243 205H244V206H243ZM245 205H246V206H245ZM251 205H252V204H250V206H251ZM140 206H142V205H140ZM155 206L150 208V205H149V206L146 205V208H147V209H146V208H144V209H146V212H147L148 209H151V210L154 211V214H157V213L161 214V213H163L162 211L160 212L161 209H160L158 212L155 213V209H153V208H156ZM169 206H173V203L170 204ZM183 206H184V205H183ZM198 206H199V205H198ZM198 206H197V207H198ZM224 206H225V207H224ZM240 206H241V207H240ZM242 206H243V207H242ZM148 207H149V208H148ZM173 207H174V206H173ZM181 207H182V206H181ZM181 207H180V208H181ZM186 207H187V206H186ZM197 207H196V208H197ZM208 207H209V206H208ZM212 207H211V208H212ZM222 207H223V208H222ZM236 207H237V208H236ZM163 208H164V207H163ZM163 208H162V209H163ZM187 208H188V207H187ZM198 208H199V207H198ZM198 208H197V209H198ZM238 208H239V209H238ZM247 208H248V210H245V209H247ZM142 209H143V208H142ZM166 209H167V208H166ZM169 209H170V208H169ZM172 209H173V208H172ZM188 209H190V208H188ZM192 209H193V208H192ZM194 209H195V208H194ZM201 209H204V210H205V208H201ZM214 209H212V213H210V217L212 216V218L210 219V221H211V220H212V221H211L210 223H207L208 226H209V224H210L209 227H211V225H212V228H211V229H213V227L215 226V225H213V223H216V221H217V222H219V221H220V222H222V221L224 222L225 220L227 221V222L225 221L226 224H223V222L220 223V224H218V223L216 224V225H218V226H220V227L223 226V225H225V226L227 225L226 227H231V226H229L230 224H231V225H234V223H230V224H229V221H231V220H229V217H228V219H227V217L224 218V214H223V213H225V210H224V212L221 211V210H217V211H216L217 213H216ZM217 209H219V208H217ZM236 209H238L239 212H240V211H241V212H240V213L237 212ZM151 210H150L151 213H150V212H147V214L149 215L150 218H151L152 216H155L154 214H153V215H150V214H152V211H151ZM157 210H158V209H156V211H157ZM163 210H164V209H163ZM170 210H171V209H170ZM180 210H181V209H180ZM210 210H211V209H209V211H210ZM242 210L245 211L246 214H245ZM249 210H250V211H249ZM252 210H253V212H252ZM174 211H175V210H174ZM181 211H183V210H181ZM206 211H208V210H206ZM206 211H204V212H206ZM219 211H221V212H223V213H221V212L218 213ZM248 211H249V212H248ZM146 212L144 213V215L146 214ZM164 212H165V211H164ZM171 212H172V211H170V214H171ZM189 212H190V210H189ZM213 212L216 213V214H214ZM247 212H248V214H247ZM250 212H251V214H250V217H249V213H250ZM172 213H173V212H172ZM187 213H188V212H187ZM193 213H194V211H193ZM208 213H209V212H208ZM226 213H225V216H226ZM228 213H229V215H230V212H229V211H228ZM235 213H236V214H235ZM241 213H242V214H241ZM168 214H169V213H168ZM174 214H175V213H174ZM178 214H179V212H178ZM184 214H185V213H184ZM198 214H199V213H198ZM200 214H201V212H200ZM217 214H218V215H217ZM219 214H220V215H219ZM221 214H222V215H221ZM233 214H234V215H233ZM239 214H241V216H240ZM252 214H253V215H252ZM161 215H162V214H161ZM191 215H192V214H191ZM195 215H196V213H195ZM195 215H194V216H195ZM214 215H215V216H214ZM238 215H239V218L242 217L241 219H243V218H244V219H243V220L238 219ZM242 215H243V216H242ZM156 216H157V215H156ZM168 216H169V215H168ZM178 216H181V218L178 217ZM202 216H204V215H202ZM205 216H206V215H205ZM207 216H208V214H207ZM207 216H206V218H207ZM218 216H219V217H218ZM221 216H223V217L220 219ZM233 216H234L235 219L233 218ZM247 216H248V217H247ZM252 216H253V217H252ZM145 217H146V216H145ZM149 217H148V218H149ZM161 217H162V216H161ZM169 217H170V216H169ZM174 217H178L179 220H180V219L182 220L183 218L187 217V214H185V215H183V214H182V215L179 214V215H175ZM174 217H172V218L174 219ZM210 217H209V218H210ZM215 217H216V220H215ZM246 217H247V218H246ZM251 217H252V218H251ZM261 217H262V216H260V218H261ZM150 218H149V219H150ZM166 218H167V217H166ZM166 218H165V219H166ZM170 218H171V217H170ZM170 218H169V219H170ZM192 218L194 219V217H192ZM197 218H198V217H197ZM202 218H203V217H202ZM218 218H219V219H218ZM173 219H172V220H173ZM175 219H176V218H175ZM253 219H252V221H254ZM262 219H263V220H262ZM262 219H261L260 221H264V218H263V217H262ZM166 220H167V219H166ZM166 220H164V221H166ZM183 220H184V219H183ZM183 220H182V221H183ZM200 220H202V219H200ZM218 220H219V221H218ZM221 220H222V221H221ZM244 220H245V221H244ZM1 221H2V220H1ZM147 221H148V220H147ZM170 221H171V220H170ZM173 221H174V220H173ZM192 221H193V220H192ZM205 221H207V219H206V220H203V222H205ZM246 221H247V222H246ZM257 221H259V219H258ZM2 222H3V221H2ZM149 222H150V221H149ZM158 222H160V220H159ZM158 222H157V223H158ZM168 222H169V221H167V223H168ZM189 222H190V221H189ZM193 222H195V221H193ZM196 222H197V221H196ZM199 222H200V221L198 220V224H199ZM201 222H202V221H201ZM236 222H237V221H236ZM250 222H251V221H250ZM211 223H212V224H211ZM260 223H261V222H260ZM148 224H149V223H148ZM154 224H155V223H154ZM171 224H172V222H171ZM188 224H189V223H188ZM192 224H193V223H192ZM200 224H202V223H200ZM204 224H205V223H204ZM149 225H150V224H149ZM151 225H152V223H151ZM189 225H191V224H189ZM193 225H194V224H193ZM241 225L244 226L243 223H241ZM258 225H259V223H258ZM262 225H263V224H262ZM183 226H184V225H183ZM201 226H202V225H201ZM201 226H199V227H201ZM225 226H224V228H225ZM242 226L239 227V229L237 228V230H240V232H238V231H236V230H234V231H236V232H234V231H233L232 229H230V228H229V230H228L229 232L227 231L226 228H225V229H226L225 232H222V231H224L223 228H222V229H218V230L220 231V233H221V235H220V233H219V235H220L221 237L224 236L226 239L221 238V237H218V236H219V235H218V230H217V231L214 230V232H215V231L217 232V233H216V234L218 235V236H216L217 239H218V238H221V240H223V241H228V240H229V239H228L229 237L227 238L226 235H227V236H228V235H231V232H232L233 235H234V233H236V234H238L239 237H240V234H241V232H242V231H241ZM180 227H182V226H180ZM188 227H189V226H188ZM199 227H198V229H199ZM206 227H207V226H206ZM216 227H217V226H216ZM216 227H214V229H216ZM235 227H237V225H236V226H233V227H231V228L235 229ZM247 227H249V226H247ZM263 227H264V225H263ZM204 228H205V227H204ZM204 228H203V229H204ZM245 228H246V227H245ZM144 229H145V228H144ZM149 229L151 230V228H149ZM159 229H160V228H159ZM261 229H262V227H261ZM178 230H180V228H179ZM181 230L183 231V229H181ZM184 230H186V229H184ZM231 230H232V231H231ZM243 230H244V227H243ZM248 230H249V229H248ZM253 230H254V229H253ZM158 231H159V230H158ZM165 231H166V230H165ZM209 231H210V230H209ZM161 232H162V231H161ZM168 232H169V231H168ZM168 232H166V234H169ZM184 232H185V231H184ZM186 232H187V231H186ZM195 232H196V233H195ZM195 232H194V233L197 235L200 231L197 232V230H196ZM201 232L203 233L202 230H201ZM206 232H208V229H207ZM233 232H234V233H233ZM245 232H246V233L248 232L250 235H252L251 232H249V231H244V232H242V234L245 235V236H247V237H249V234L247 235ZM252 232H253V231H252ZM178 233H179V232H178ZM222 233H223L224 235H223ZM227 233H228V234H227ZM244 233H245V234H244ZM253 233L256 234L255 231H254ZM159 234H160V232H159ZM162 234H164V233H162ZM183 234H184V233H183ZM190 234H191V233H190ZM210 234H211L212 236L209 237V238H211V240H212V238H213V234H214V233H213V234L210 233ZM225 234H226V235H225ZM236 234H235V235H236ZM164 235H165V234H164ZM164 235H163V236H164ZM169 235H171V234H169ZM172 235H174V234H172ZM184 235H185V234H184ZM188 235H189V234H188ZM196 235H195V236H196ZM198 235H199V234H198ZM200 235H202V234H200ZM214 235H215V234H214ZM233 235H232V236H233ZM235 235H234L233 237H230V239H231V238H233V239H234V238H235V239L237 238V240L239 239V241H237V243H240V242L242 243V241L246 238L245 236H244V237L242 236L243 240H241L240 238H238V236L235 237ZM161 236H162V235H161ZM190 236H191V235H190ZM203 236H204V235H203ZM255 236H257V239H256ZM255 236H250V238H248L249 240L251 239L250 241H248V239H246L248 242H250V243L252 242V245L249 244V243L247 242L249 245L253 246V244H254L253 241H252V237H253V240L256 239L257 243L259 242L258 238H260V237H258V234L255 235ZM148 237H149V236H148ZM152 237H153V236H152ZM166 237H167V236H166ZM173 237H174V236H173ZM186 237H187V236H186ZM174 238H175V237H174ZM189 238H190V237H189ZM192 238H194V237H192ZM196 238H197V237H196ZM196 238H195V240H196ZM198 238H200V236H199ZM167 239H171V238L168 237ZM175 239H176V238H175ZM207 239H208V238H207ZM233 239H232V240H233ZM260 239H261V238H260ZM143 240H144V239H143ZM148 240H149V239H148ZM148 240H147V241H148ZM161 240H162L161 242H164L163 239H161ZM165 240H166V238H165ZM172 240H173V238H172ZM189 240H190V239H189ZM197 240H198V239H197ZM202 240H204V239L202 238ZM213 240H215V239L213 238ZM219 240H220V239H218V241H219ZM232 240H231V241H232ZM147 241H146V239H145L144 242H147ZM159 241H160V240H159ZM173 241H175V240H173ZM187 241H188V239H187ZM223 241L217 242V240H216L215 242H216V243H220V245H222L221 242L223 243ZM152 242H154V241H152ZM161 242H159V243H161ZM165 242H166V241H165ZM188 242H189V241H188ZM202 242H203V241H202ZM235 242H236V241H235ZM243 242H244V241H243ZM245 242H246V241H245ZM148 243H149V241H148ZM169 243H170V242H169ZM171 243H172V242H171ZM173 244H175V243H173ZM173 244H172V245H173ZM211 244H212V243H211ZM231 244L233 245V243H231ZM156 245H157V244H156ZM191 245H192V244H191ZM200 245H201V244H200ZM203 245H204V244H202V246H203ZM209 245H210V244H209ZM212 245H213V244H212ZM212 245H210V246H212ZM214 245H215V243H214ZM224 245H229V243H226V242H225ZM224 245H222V246H224ZM240 245L242 246V247H241L242 250L240 249V246H239V245H238L236 248H235V247H232V248H231L232 250L229 249V247H231V246H229V247L226 246L227 249L224 248L226 251L228 250V253H229L228 256L226 257L227 260H229V262H232V261L235 262V259H236V260H237L236 263H240V262L242 263L241 260H243V263H244V264H245V262H247L248 264H250V262L252 261V260H251V257L254 255V250H253V253H252V251H251L253 248L251 247L252 249L250 248V251H248V249L245 247V245H243V244H240ZM152 246H153V245H152ZM168 246H169V245H168ZM202 246H200L201 249L204 248V246H203V247H202ZM207 246H208V243H207ZM165 247H166V249H167V246H165ZM165 247H164V248H165ZM205 247H206V246H205ZM159 248H160V247H159ZM164 248H163V249H164ZM207 248H209V246H208ZM212 248H213V249L209 248V249H210V254L212 253V254L214 255V254H215V251H216V253H218V251H217L218 246H213ZM214 248H216V249H214ZM234 248H235V249H234ZM237 248H238V249H237ZM243 248H244V249H243ZM160 249L162 250V248H160ZM170 249H171V248H170ZM172 249H175V251H176V246H175V248L172 247ZM209 249H208V250H209ZM246 249H247V250H246ZM180 250H181V249H180ZM204 250H205V248H204ZM208 250H207V251H208ZM211 250H212V251L214 250V251L211 252ZM225 250H224V251H225ZM229 250H230V251H229ZM234 250H235V251L238 250V251L241 252L242 254L239 253L238 251H237L238 253L236 252V254H234V252H235ZM243 250H245V251H243ZM156 251H157V250H156ZM159 251H160V250H159ZM165 251H167V250H165ZM169 251H170V250H169ZM205 251H206V250H205ZM247 251H248V254H247ZM163 252H164V251H163ZM219 252H220V251H219ZM222 252H223V251H222ZM232 252H233V254L235 255V259L233 258L234 260L230 261L231 259H228V257H229V255L234 256V255L232 254ZM244 252L246 253V255H245ZM166 253H167V252H166ZM230 253H231V254H230ZM199 254H200V252H199ZM207 254H208V253H207ZM224 254H225V253H224ZM226 254H227V253H226ZM164 255H165V253H164ZM217 255H221V254L218 253ZM217 255H215V256H217ZM236 255L238 256L239 260L241 259L240 261L238 260V258H236ZM153 256H154V254H153ZM167 256H168V255H167ZM170 256H171V255H170ZM170 256H169V257H170ZM210 256L212 257V255H210ZM223 256H224V255H223ZM240 256H241V257H240ZM242 256H243V257H242ZM154 257H155V256H154ZM164 257H165V256H164ZM247 257L250 258V261L248 260ZM0 258H1V257H0ZM165 258H167V257H165ZM165 258H164V259H165ZM175 258H176V257H175ZM209 258H210V257H209ZM215 258H217V257H215ZM215 258L212 259L213 262H215V261H214ZM218 258H219V259H218ZM218 258H217V261H216V262L218 263V260H219V263H218V264H220V261H222V260H221V259H222V256H221V259H220L219 256H218ZM244 258H247V261H246ZM7 259H8V258H7ZM7 259H6V261H7ZM167 259H169V258H167ZM3 260H4V259H3ZM147 260H148V259H147ZM151 260H152V259H151ZM151 260H148V263H149V261H151ZM197 260H198V259H197ZM206 260H207V259H206ZM208 260H209V259H208ZM6 261H5V262H6ZM198 261H199V260H198ZM202 261H203V260H202ZM210 261H211V260H210ZM223 261H224V260H223ZM3 262H4V261H3ZM164 262H165V261H164ZM7 263H8V261H7ZM148 263H147V264H148ZM167 263L169 264V262H167ZM167 263H166V264H167ZM197 263H198V262H197ZM197 263H196V264H197ZM204 263H206V261H205ZM207 263H208V262H207ZM222 263H223V262H221V264H222ZM145 264H146V263H145ZM158 264H159V263H158ZM201 264H202V263H201ZM210 264H212V262H211ZM225 264H226V263H225Z\"/></svg>",
  "mask_w": 264,
  "mask_h": 264
}]
</instances>
